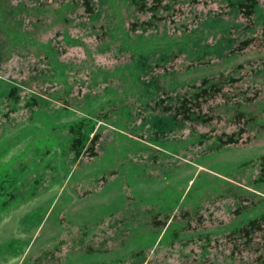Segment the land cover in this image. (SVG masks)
<instances>
[{"label": "rangeland", "instance_id": "1", "mask_svg": "<svg viewBox=\"0 0 264 264\" xmlns=\"http://www.w3.org/2000/svg\"><path fill=\"white\" fill-rule=\"evenodd\" d=\"M91 1L0 0V264H264V0Z\"/></svg>", "mask_w": 264, "mask_h": 264}, {"label": "trees", "instance_id": "2", "mask_svg": "<svg viewBox=\"0 0 264 264\" xmlns=\"http://www.w3.org/2000/svg\"><path fill=\"white\" fill-rule=\"evenodd\" d=\"M81 4L83 6V10L84 12L90 13L92 11V1L91 0H80ZM161 3V0H152V3L149 6H145L144 4H138V8L149 11L151 16L154 17V13H156L159 5ZM256 0H241L238 2V5L241 6L243 8L244 13L249 16L251 14H253L254 12V8L256 5ZM248 43V40L245 39L242 41L241 45H246ZM202 86L200 88V91L203 93H207L208 90L212 89L213 91L217 89L215 88V86L213 84H207L208 80L207 79H203L202 80ZM189 102L187 98H183L181 101V106L184 107L185 103ZM185 110V107L184 109ZM233 135L235 134H230L228 136L229 139H231V137H233ZM96 139V137L93 136V138H91V144H93L94 140ZM219 141H221L219 139Z\"/></svg>", "mask_w": 264, "mask_h": 264}]
</instances>
